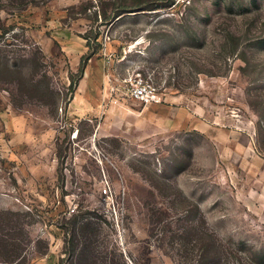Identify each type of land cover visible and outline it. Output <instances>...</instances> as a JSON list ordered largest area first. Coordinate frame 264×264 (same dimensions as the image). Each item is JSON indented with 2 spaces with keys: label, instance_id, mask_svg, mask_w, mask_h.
Here are the masks:
<instances>
[{
  "label": "rangeland",
  "instance_id": "1",
  "mask_svg": "<svg viewBox=\"0 0 264 264\" xmlns=\"http://www.w3.org/2000/svg\"><path fill=\"white\" fill-rule=\"evenodd\" d=\"M137 1L0 0V264H264V0Z\"/></svg>",
  "mask_w": 264,
  "mask_h": 264
},
{
  "label": "built area",
  "instance_id": "2",
  "mask_svg": "<svg viewBox=\"0 0 264 264\" xmlns=\"http://www.w3.org/2000/svg\"><path fill=\"white\" fill-rule=\"evenodd\" d=\"M130 94L134 99L142 103L157 102L162 99L157 87L142 76L135 79L130 87Z\"/></svg>",
  "mask_w": 264,
  "mask_h": 264
},
{
  "label": "trees",
  "instance_id": "3",
  "mask_svg": "<svg viewBox=\"0 0 264 264\" xmlns=\"http://www.w3.org/2000/svg\"><path fill=\"white\" fill-rule=\"evenodd\" d=\"M157 0H138L137 2H135L134 4H120V7L117 9L118 11L115 12V15H119L120 13H123L125 11H134V10H139V9H154L157 7ZM104 17H106V15L104 14ZM93 53V51H90L87 55L83 56L82 59L83 61L80 63V74H82L83 70H84V65H85V61L87 58H89V56H91V54Z\"/></svg>",
  "mask_w": 264,
  "mask_h": 264
}]
</instances>
